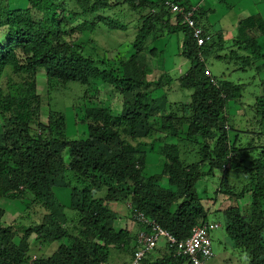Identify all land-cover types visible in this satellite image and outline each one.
<instances>
[{
    "label": "trees",
    "instance_id": "16d2710c",
    "mask_svg": "<svg viewBox=\"0 0 264 264\" xmlns=\"http://www.w3.org/2000/svg\"><path fill=\"white\" fill-rule=\"evenodd\" d=\"M69 1L79 12L74 11L73 16L81 22L68 30L62 21L64 7L57 0H27L23 9L0 0V31L6 36V42L0 43V199L26 198L31 207L44 212L40 222L14 230L12 224L1 223L4 213L0 209V264H28L32 249L54 242L59 244L56 250L48 258L37 257L35 264H104L112 247L132 254L134 235L127 228L106 226L111 203L129 202L170 234L186 238L194 226L208 222L210 210L203 206L194 186L202 176L214 172L220 175L219 191L230 201L222 211L230 246L244 251L249 264H264V95L256 96L248 106L251 128L256 125L257 131L237 129L230 135L232 126L225 129L230 123L226 108L229 103L241 102L244 85L217 80L206 66V59L218 51L215 57L219 61L229 62L232 57L241 65L239 69L256 64V74H264V47L257 38L264 37V19L260 15L241 19L239 39L228 47L230 41L219 32L197 49L190 30L179 15L164 7V0ZM115 1L146 14L141 15L132 42L134 52L114 70L105 60L94 59L67 42L66 37L93 30L92 21L83 17L104 13ZM172 1L190 5L189 0ZM35 15L40 16L35 20ZM204 17L200 11L195 20L201 25ZM99 20L110 29L122 26L103 16ZM169 36L182 37L178 55L190 66L176 79L180 88L191 94L189 103L167 107L166 94L157 100L152 95L174 80L167 73L147 80L150 70L144 53L156 56L159 50H148L146 42ZM226 48H231L230 55H221ZM40 71L45 74L48 91L69 83L88 86L91 81L112 87L122 96L120 114L113 116L107 108H87V138L68 139L64 113H53L41 122ZM261 80L264 93V78ZM159 125L169 140L182 137L197 146L199 161L182 163L178 143L164 142L161 171L145 175V152L138 148L147 144L138 142L135 147L128 140L151 138ZM248 134H255L260 146L246 140ZM65 151L68 163L63 158ZM228 161L229 169L243 178L239 192L228 184V169L223 170ZM204 166L207 172H202ZM67 186L71 193L65 207L55 190ZM246 194L250 200L240 206L239 200ZM66 208L75 213V219L67 216ZM185 262L173 258L166 246H159L141 264Z\"/></svg>",
    "mask_w": 264,
    "mask_h": 264
},
{
    "label": "rangeland",
    "instance_id": "374dc122",
    "mask_svg": "<svg viewBox=\"0 0 264 264\" xmlns=\"http://www.w3.org/2000/svg\"><path fill=\"white\" fill-rule=\"evenodd\" d=\"M194 1V0H193ZM11 8H25L27 0H8ZM114 2V6L104 13H99L90 17H83L92 21L93 30H85L81 32H74L66 37L67 42H71L81 47L84 53L91 55L94 59L105 60L111 69H119L121 62L126 60L134 52L132 49V42L136 35L137 29L141 25V15L146 14L132 11L127 5ZM57 4L64 7L62 21L66 29L74 28L79 22V19L73 16V12L77 11L74 3L69 0H57ZM116 4V5H115ZM79 13V12H78ZM231 14V12H229ZM35 15L34 19H38ZM100 16L108 18L110 21L120 23V28L110 29L107 28L104 22L100 21ZM248 16V14H246ZM246 18V17H243ZM242 18V19H243ZM236 27L231 26L227 30L237 36L235 31ZM170 37V44L164 41V37L157 41L148 40L145 47L150 50L156 48L159 50L156 56L150 53H144V63L147 69L150 70L147 75V80L154 81L167 73L174 81L170 85L164 86L162 89L155 91L152 95L153 99H158L162 94H166L167 107L182 103L187 104L190 102V90L180 88L177 79L181 74H184L190 66L187 59L178 55V44H175L174 37ZM232 37V35H231ZM259 44L264 47V37H257ZM178 40H176L177 42ZM6 42L5 31H0V43ZM231 44V41L226 43V47ZM231 48H226L221 55H230ZM215 52L206 59V66L210 75L217 80H227L235 84H243L242 100L239 104L229 103L226 108L230 123L227 127L232 126L230 135L236 134L237 129L243 131L254 130L257 131L258 127L251 128L250 115L248 106L255 102L256 96L261 94L263 88L260 87L261 79L264 74L257 75L254 67L247 68L246 70L239 69L241 65L232 61L224 62L216 59ZM228 61V60H227ZM260 64V63H258ZM176 79V80H175ZM37 88L41 96V122H45L48 116L53 113H64L66 116V135L68 139H86L87 138V120L85 118V111L90 107L107 108L113 116H117L121 112L122 96L116 92L112 87L91 81L88 86H81L76 83H69L66 87L58 88L54 91L47 90L46 77L43 71L37 74ZM168 109V108H167ZM186 126H184V131ZM245 134V133H244ZM249 135V134H248ZM245 136V135H243ZM255 134L246 136V140H253L254 144L260 146L255 138ZM184 138H172L169 140L165 136V132L160 129V125L156 127L155 132L151 138L140 140H128L132 146H137L138 142L147 144V147H140L138 150L145 152V169L144 174L159 173L165 163L162 155V145L164 142L178 143L180 149V158L182 163L191 164L199 161V156L196 154L197 146L188 144L183 140ZM243 144L246 141H241ZM152 144V146H150ZM64 161L69 162L70 157L67 151L63 154ZM208 167H203L202 172H207ZM227 181L228 184L237 188L239 192L242 185L240 181L243 178L237 171L228 169ZM220 175L213 173L212 176L204 175L195 184V191L200 198L203 206L210 210L208 213V222H216L218 228L209 231L211 240L212 257L206 262L207 264H249V257L242 250L233 249L227 239L224 228V219L222 211L229 205L230 201L222 191H219ZM163 185H166L164 180ZM235 192V191H234ZM71 188L69 186L55 190L56 197L59 202L65 207H68L70 200ZM250 200V195L246 194L243 200H239V205L243 206ZM124 203H111L110 209L111 219L107 221L106 226L114 230H119L125 227L126 222L131 221L129 212ZM0 209L3 211L1 223L4 225H13V229L17 230L18 227L28 226L33 222H40L44 214L40 207L30 206L26 198L21 200L0 199ZM218 211V212H215ZM66 214L70 219H75L76 215L69 208H66ZM128 213V214H127ZM128 215V216H127ZM15 221V224L14 222ZM13 222V223H12ZM73 224L67 226L68 229ZM135 225V224H134ZM137 227V225H135ZM17 235L21 236V233ZM32 241V240H31ZM159 246H164L163 240L159 241ZM59 246L57 242L52 243L49 247H41L40 250L32 249L30 255L37 257H49ZM130 256L123 250L112 247L109 251V257L104 264H123L127 263Z\"/></svg>",
    "mask_w": 264,
    "mask_h": 264
},
{
    "label": "built area",
    "instance_id": "2783aa9c",
    "mask_svg": "<svg viewBox=\"0 0 264 264\" xmlns=\"http://www.w3.org/2000/svg\"><path fill=\"white\" fill-rule=\"evenodd\" d=\"M164 7L172 14L181 17V23L190 30L197 49L211 41V34L206 32L204 27L195 20L198 12L196 5L182 6L172 0H164ZM198 57L202 62L203 58L200 53H198ZM207 75L210 76L208 72ZM225 129L228 127L225 126ZM229 162L223 166V170L229 169ZM126 207L133 224L138 225L139 228L131 243L132 254L125 264H141L159 247L160 240H163L164 246L171 252L173 258L184 259L185 264H207L206 262L212 257L209 231L219 227L216 222H200L191 229L188 237L177 238L161 228L156 222L148 220L141 211L134 209L130 203H127ZM36 259L37 256L32 255L28 264H35Z\"/></svg>",
    "mask_w": 264,
    "mask_h": 264
},
{
    "label": "crops",
    "instance_id": "0c3cea01",
    "mask_svg": "<svg viewBox=\"0 0 264 264\" xmlns=\"http://www.w3.org/2000/svg\"><path fill=\"white\" fill-rule=\"evenodd\" d=\"M189 2L190 5H196L198 7L199 13L201 11L205 15L201 22L204 29L213 37H217L215 35L220 32L227 41L239 39L238 23L243 17L260 15L264 19V0H189ZM231 26L236 27L235 31L237 32V36L235 37L227 30ZM173 37L175 44L182 41L181 36ZM176 40L178 41L176 42ZM164 41L170 44V37H164ZM124 228H127L133 235L136 234L138 229L129 220L126 222Z\"/></svg>",
    "mask_w": 264,
    "mask_h": 264
},
{
    "label": "clouds",
    "instance_id": "9594fccd",
    "mask_svg": "<svg viewBox=\"0 0 264 264\" xmlns=\"http://www.w3.org/2000/svg\"><path fill=\"white\" fill-rule=\"evenodd\" d=\"M127 212H129V211H127ZM129 217H130V213H129ZM130 220H131V218H130ZM131 222H132V220H131ZM133 223V222H132ZM137 227L139 228V226L137 225ZM134 237H135V235H134ZM127 255H129V254H127ZM131 255V254H130ZM129 255V256H130ZM123 264H125V263H123Z\"/></svg>",
    "mask_w": 264,
    "mask_h": 264
}]
</instances>
